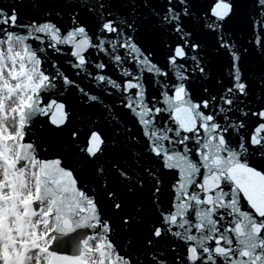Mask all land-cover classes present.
<instances>
[{
	"label": "snow or ice",
	"instance_id": "snow-or-ice-1",
	"mask_svg": "<svg viewBox=\"0 0 264 264\" xmlns=\"http://www.w3.org/2000/svg\"><path fill=\"white\" fill-rule=\"evenodd\" d=\"M0 264H264V0H0Z\"/></svg>",
	"mask_w": 264,
	"mask_h": 264
},
{
	"label": "water",
	"instance_id": "water-1",
	"mask_svg": "<svg viewBox=\"0 0 264 264\" xmlns=\"http://www.w3.org/2000/svg\"><path fill=\"white\" fill-rule=\"evenodd\" d=\"M6 2H7V0H6Z\"/></svg>",
	"mask_w": 264,
	"mask_h": 264
}]
</instances>
